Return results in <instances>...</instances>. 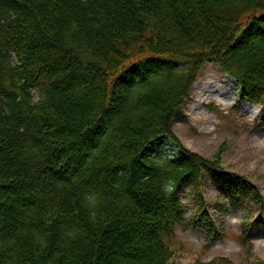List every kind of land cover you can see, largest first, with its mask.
I'll return each mask as SVG.
<instances>
[{"label":"trees","instance_id":"obj_1","mask_svg":"<svg viewBox=\"0 0 264 264\" xmlns=\"http://www.w3.org/2000/svg\"><path fill=\"white\" fill-rule=\"evenodd\" d=\"M207 60L264 105V0H0V264H167L178 227L223 237L205 177L250 246L259 189L170 131Z\"/></svg>","mask_w":264,"mask_h":264},{"label":"rangeland","instance_id":"obj_2","mask_svg":"<svg viewBox=\"0 0 264 264\" xmlns=\"http://www.w3.org/2000/svg\"><path fill=\"white\" fill-rule=\"evenodd\" d=\"M226 76L207 60L182 108L184 118H174L170 131L182 149L203 160L217 161L224 170L243 176L264 197V106L247 100L236 105L240 87ZM228 83L234 99L225 106L218 93ZM177 151L173 142H166L156 146L152 155L161 158ZM201 191L209 220L223 237L210 246L205 230L176 228L174 236L167 240V264H264V227L252 231L250 246L239 242L241 224L256 216L257 211L249 207L219 212L224 199L206 177ZM178 197L187 206L186 217L191 216L196 211L191 189L181 188ZM250 215L252 218L247 219Z\"/></svg>","mask_w":264,"mask_h":264},{"label":"bare ground","instance_id":"obj_3","mask_svg":"<svg viewBox=\"0 0 264 264\" xmlns=\"http://www.w3.org/2000/svg\"><path fill=\"white\" fill-rule=\"evenodd\" d=\"M227 77V76H226ZM229 82H233L231 78L227 77ZM218 91V90H217ZM218 95L221 97V101L224 103L225 106L230 105L232 99H234L233 95H232V86L230 83H228L225 86L224 91H220L218 93ZM232 95V96H231Z\"/></svg>","mask_w":264,"mask_h":264}]
</instances>
